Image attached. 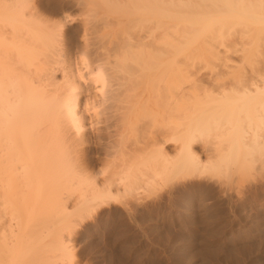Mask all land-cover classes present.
Returning a JSON list of instances; mask_svg holds the SVG:
<instances>
[{
	"label": "bare ground",
	"instance_id": "bare-ground-1",
	"mask_svg": "<svg viewBox=\"0 0 264 264\" xmlns=\"http://www.w3.org/2000/svg\"><path fill=\"white\" fill-rule=\"evenodd\" d=\"M60 2L0 0V264L71 263L104 204L264 169V0Z\"/></svg>",
	"mask_w": 264,
	"mask_h": 264
},
{
	"label": "rangeland",
	"instance_id": "rangeland-1",
	"mask_svg": "<svg viewBox=\"0 0 264 264\" xmlns=\"http://www.w3.org/2000/svg\"><path fill=\"white\" fill-rule=\"evenodd\" d=\"M43 1V15L56 19L61 0ZM78 8H70L71 15L77 17ZM238 54L227 57L234 62L224 58L240 66ZM260 169L238 176L177 178L104 204L73 229L69 247L74 260L64 264H262Z\"/></svg>",
	"mask_w": 264,
	"mask_h": 264
}]
</instances>
